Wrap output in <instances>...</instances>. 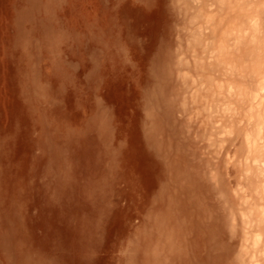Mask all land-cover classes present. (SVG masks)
<instances>
[{
  "label": "rangeland",
  "instance_id": "obj_1",
  "mask_svg": "<svg viewBox=\"0 0 264 264\" xmlns=\"http://www.w3.org/2000/svg\"><path fill=\"white\" fill-rule=\"evenodd\" d=\"M0 264H264V0H0Z\"/></svg>",
  "mask_w": 264,
  "mask_h": 264
},
{
  "label": "bare ground",
  "instance_id": "obj_2",
  "mask_svg": "<svg viewBox=\"0 0 264 264\" xmlns=\"http://www.w3.org/2000/svg\"><path fill=\"white\" fill-rule=\"evenodd\" d=\"M236 43V42H235Z\"/></svg>",
  "mask_w": 264,
  "mask_h": 264
}]
</instances>
